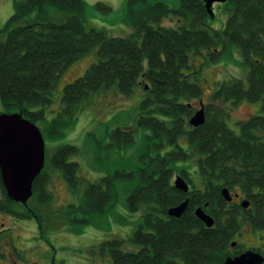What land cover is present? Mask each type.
Here are the masks:
<instances>
[{"label": "trees", "instance_id": "obj_1", "mask_svg": "<svg viewBox=\"0 0 264 264\" xmlns=\"http://www.w3.org/2000/svg\"><path fill=\"white\" fill-rule=\"evenodd\" d=\"M227 3L223 29L210 31L202 0H180L173 9L164 2L127 0L125 20L132 31L118 37L85 26L83 0H18L0 30L6 32L0 41V103L4 113L18 112L35 125L42 122V135L57 138L90 94L116 87L121 96H129L138 87L146 94L139 104L138 126L150 130L154 146L171 145L174 149L163 156L148 157L143 167L132 173L138 184L127 202L132 210L143 207L140 223L130 239L113 237L93 248L102 264H222L246 250L237 244L231 247L243 222L264 231V0ZM95 6L104 14L111 12L102 2ZM170 15L185 23L162 25ZM220 45L222 51L231 45L238 47L248 68L246 82L231 79L218 84L208 104L199 102L198 109L200 104L204 107V123L192 127L189 120L198 110L193 101L201 98L202 89L197 78L192 81L190 74L184 73L190 68L189 55H206L216 61L222 52L216 51ZM92 51L96 62L81 77L64 85L59 112L47 120L61 74ZM241 101L258 103L259 112L238 122L237 133L228 125L225 104ZM153 114L162 115V119ZM109 135L120 148L133 142V131L128 128L118 127ZM181 137L187 141L188 152L196 154L200 184L196 187L188 179L192 191L186 194L177 191L171 181L173 173L187 175L185 168L175 166L190 156L178 142ZM77 151L66 144L45 160L33 181L29 201L35 197L39 204L48 203L51 196L46 186L53 170L61 172L68 187H78V165L69 161ZM115 177L132 175L116 173ZM224 187L248 194L252 207L244 210L239 204L227 203L221 195ZM0 188L9 208L15 205L27 212L23 205L7 198L1 180ZM113 198L112 177L87 182L80 204L67 205L64 215L71 223L89 224L94 215L107 212ZM186 198L187 207L179 218L167 215L169 208ZM197 208L213 218L211 228L195 216ZM30 210L44 235V218L38 210ZM127 241L136 250L125 249ZM251 250L264 257V237Z\"/></svg>", "mask_w": 264, "mask_h": 264}, {"label": "rangeland", "instance_id": "obj_2", "mask_svg": "<svg viewBox=\"0 0 264 264\" xmlns=\"http://www.w3.org/2000/svg\"><path fill=\"white\" fill-rule=\"evenodd\" d=\"M16 1L18 0H0V30L14 13ZM83 1L85 2V26L88 29L95 28L105 31L108 35L118 37H124L131 33L132 28L125 20L127 0ZM148 1L164 2L173 9L179 6L180 0ZM98 2L108 5L111 12L107 14L100 12L95 6ZM226 3L213 5V18L208 16L206 20L210 31L223 29L229 7ZM183 21L182 18L170 15L163 19L162 25L177 27L185 23ZM5 34L6 32L0 33V41L4 39ZM216 51H222V45L216 48ZM96 60L95 52L92 51L63 71L52 92L53 103L47 110V120H51L59 112L60 97L64 85L81 77ZM189 65L190 68L184 73L190 74L189 79L192 81L197 78L202 89L201 98L193 101L195 109L199 108V102L203 104L210 102L214 90L221 82L231 79H240L246 82L248 68L242 63L239 49L234 45L226 47L216 61L209 60L206 55L194 56L191 54L189 55ZM145 97V92L138 87L129 96H121L117 93L116 87L90 94L78 105L75 119L64 128L61 136L48 138L43 135L46 161L57 148L63 145L70 144L78 149L76 153L70 155L69 161L77 163V176L81 178V182L73 190L68 187L61 172L53 170L50 172L46 186V190L51 196L48 203L39 204L35 197L28 201L29 208L35 212L38 210L37 214L39 213L42 219L44 218L46 228L44 235L40 233L35 217L6 219L8 223L15 222L12 223V228L16 230L15 233L13 232L15 243L25 249L24 253L30 256V262L39 260L35 264H102V260L97 253L93 252V248L102 241L113 237L124 240L131 238L140 223L143 210L142 206L136 210H132L128 206L127 198L138 184L135 174L132 173L143 167V163L147 162L148 157H155L157 154L163 156L174 150L171 145L154 146L155 140L149 139L150 130L138 126L139 104ZM225 110L230 115L228 125L234 130L236 128L234 122L247 119L258 113L259 104H251L246 101H241L236 105L227 103ZM0 113H4L1 103ZM153 115L162 119L160 114ZM36 125L39 128L43 127L42 122H37ZM118 127L133 131L132 144L121 148L114 145L115 140L110 137L109 133ZM178 142L190 156L184 161L175 162V166L185 168L191 182L199 187L196 154L188 152L185 138H179ZM116 173L130 174L132 177L114 178ZM104 177L113 178V205L104 214L94 215L89 224L69 222L64 215L67 205H79L86 183L95 182ZM0 200L2 201V199ZM10 209L22 212L18 206H11ZM239 232L233 241L244 249L258 247L261 237H264L263 230L253 229L248 223H244ZM125 245V249L136 250L137 248L130 241H127Z\"/></svg>", "mask_w": 264, "mask_h": 264}, {"label": "water", "instance_id": "obj_3", "mask_svg": "<svg viewBox=\"0 0 264 264\" xmlns=\"http://www.w3.org/2000/svg\"><path fill=\"white\" fill-rule=\"evenodd\" d=\"M208 16L213 18L212 6L214 3L224 4L227 0H202ZM205 121L204 107L200 104L190 118L189 124L198 127ZM45 164V141L39 127L25 119L18 112L0 113V180L9 200L26 206L32 197V185L35 178L41 173ZM174 188L186 194L189 190L188 183L177 176ZM221 195L226 201L231 200L226 188L221 190ZM188 199L179 205L167 210V215L179 218L185 211ZM243 208L248 206L246 200L241 203ZM195 216L207 228L214 225V220L201 208L194 212ZM231 243V247L235 246ZM264 257L253 250H245L240 254L228 257L222 264H262ZM206 264V263H199Z\"/></svg>", "mask_w": 264, "mask_h": 264}, {"label": "flooded vegetation", "instance_id": "obj_4", "mask_svg": "<svg viewBox=\"0 0 264 264\" xmlns=\"http://www.w3.org/2000/svg\"><path fill=\"white\" fill-rule=\"evenodd\" d=\"M263 44H264V36L262 38ZM253 115V114H252ZM251 118V117H249ZM247 119H242L239 120L240 121H245L248 120ZM230 119V116H229ZM238 122H234L235 125ZM235 132L238 133V127L236 125V128L234 129ZM179 176L181 177L183 180H185L188 183L189 186V190L188 192L192 191V187L190 184V181L188 179H190L188 177V173L181 175L180 173H173V176L171 178L172 183L174 182L175 178ZM174 185V184H173ZM225 188V187H224ZM227 189V188H226ZM228 190V189H227ZM230 196H231V200L230 201H226L227 203L231 204H236V205H240L242 209L244 210H248L252 207L251 205V200L248 197V194L241 192L239 189H237V191H235V193L229 191ZM0 199H2V201L0 200V216L2 217L0 219V264H35L38 263L39 260L32 261L30 262V256L26 255L24 253L25 249L24 248H20L19 245H17L15 243V235L13 234V232L15 233V228H12L15 222L14 221H10V223L6 222V219L8 220V218H10V220H13L14 218H20V219H28V217L34 218L35 214H33L28 206V202L26 206H23L27 209V212H24L20 207V210L22 212H19L18 210H13L10 209L9 206L7 205L6 201H5V197L4 194L2 192V189L0 188ZM188 199V198H186ZM246 200L248 202V206L246 208H243L241 203L242 201ZM17 204V203H15ZM20 204V203H18ZM22 205V204H21ZM11 206H15V205H11ZM242 218H238V222H241ZM244 224V222L241 224V226ZM12 225V226H11ZM240 226V229H241ZM240 231V230H239ZM237 232L236 235H238L240 232ZM235 235V236H236ZM18 236V235H17Z\"/></svg>", "mask_w": 264, "mask_h": 264}]
</instances>
